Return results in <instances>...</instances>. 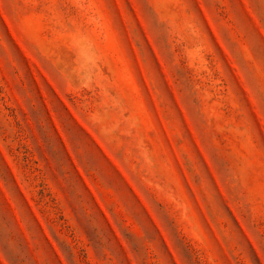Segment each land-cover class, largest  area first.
<instances>
[{"label": "rangeland", "instance_id": "374dc122", "mask_svg": "<svg viewBox=\"0 0 264 264\" xmlns=\"http://www.w3.org/2000/svg\"><path fill=\"white\" fill-rule=\"evenodd\" d=\"M0 264H264V0H0Z\"/></svg>", "mask_w": 264, "mask_h": 264}]
</instances>
